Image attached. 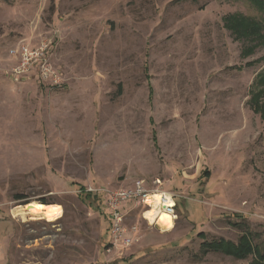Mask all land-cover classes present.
Returning <instances> with one entry per match:
<instances>
[{
	"label": "rangeland",
	"instance_id": "rangeland-1",
	"mask_svg": "<svg viewBox=\"0 0 264 264\" xmlns=\"http://www.w3.org/2000/svg\"><path fill=\"white\" fill-rule=\"evenodd\" d=\"M262 1L0 0V264H264ZM42 43L58 82L13 79ZM138 180L175 195L174 226L125 202L133 243L112 247L81 189ZM41 199L63 215L20 213Z\"/></svg>",
	"mask_w": 264,
	"mask_h": 264
},
{
	"label": "built area",
	"instance_id": "built-area-1",
	"mask_svg": "<svg viewBox=\"0 0 264 264\" xmlns=\"http://www.w3.org/2000/svg\"><path fill=\"white\" fill-rule=\"evenodd\" d=\"M49 43H42L40 46L21 45L18 52V64L12 68L10 75L13 79L27 76L35 72L44 83L58 82L59 75L49 57ZM133 187L117 188L108 190L104 187L87 186L81 191L91 196H105L100 207L105 209V213L110 221V245L116 248L129 247L133 243V237L130 235L126 226L125 202L133 201L136 205H143L146 210L152 208L149 202L150 196L155 192H160V201L158 207L171 214L174 220L177 217V202L175 195L171 192L148 187L143 180H138Z\"/></svg>",
	"mask_w": 264,
	"mask_h": 264
},
{
	"label": "bare ground",
	"instance_id": "bare-ground-1",
	"mask_svg": "<svg viewBox=\"0 0 264 264\" xmlns=\"http://www.w3.org/2000/svg\"><path fill=\"white\" fill-rule=\"evenodd\" d=\"M160 192H155L149 198L152 208L144 212V217L151 224L162 226L163 231L171 230L174 226V217L158 207L160 201ZM20 213L32 215L33 219L47 218L54 221L63 215V208L60 204H45L41 201H32L20 209Z\"/></svg>",
	"mask_w": 264,
	"mask_h": 264
},
{
	"label": "trees",
	"instance_id": "trees-1",
	"mask_svg": "<svg viewBox=\"0 0 264 264\" xmlns=\"http://www.w3.org/2000/svg\"><path fill=\"white\" fill-rule=\"evenodd\" d=\"M261 3H263V6H264V1H262V2H260V5H261ZM232 18H234V16L233 15H231V16H229V18L227 19L228 21V24H229V26H230V29H232L233 31H234V34L237 36V38H241V37H244V38H247V36H249L252 40H255L256 41V43L255 44H259L261 41H260V32H259V30H257V29H254L253 28V30H251L250 29V27L251 26H253V25H251L250 26V24H251V21H249L248 20V18H246V17H244V16H237V17H235V18H241V19H238V21H240V22H237V24L235 25V23H233V21H231L232 20ZM234 18V19H235ZM235 22H236V19H235ZM256 36V37H255ZM254 41V42H255ZM251 48H244V50H243V54L244 53H247V54H249L248 52H251ZM258 78H259V80H257V81H260V83L262 84V85H264V73L260 76V74H258ZM260 94L261 95H263L264 94V88L260 91ZM157 140V139H156ZM157 141H155V143H156ZM92 196L91 195H89L88 194V196L87 195H85V199L87 198V200L88 199H90ZM100 195L99 196H97L96 198H97V200H99L100 199ZM41 202H43V203H45V204H47L48 203V201L47 200H45V199H41ZM100 202V201H99ZM102 202V201H101ZM198 235L200 236V237H202L203 239L204 238H206V234L204 233V232H199L198 233ZM210 244H212V243H210Z\"/></svg>",
	"mask_w": 264,
	"mask_h": 264
},
{
	"label": "water",
	"instance_id": "water-1",
	"mask_svg": "<svg viewBox=\"0 0 264 264\" xmlns=\"http://www.w3.org/2000/svg\"><path fill=\"white\" fill-rule=\"evenodd\" d=\"M30 203V202H29ZM27 205V204H26ZM157 225V224H156ZM158 227H160V225H157Z\"/></svg>",
	"mask_w": 264,
	"mask_h": 264
}]
</instances>
